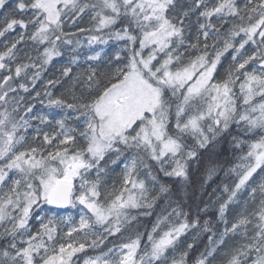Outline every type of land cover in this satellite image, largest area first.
<instances>
[{"label":"snow or ice","instance_id":"1","mask_svg":"<svg viewBox=\"0 0 264 264\" xmlns=\"http://www.w3.org/2000/svg\"><path fill=\"white\" fill-rule=\"evenodd\" d=\"M0 264H264V0H0Z\"/></svg>","mask_w":264,"mask_h":264}]
</instances>
